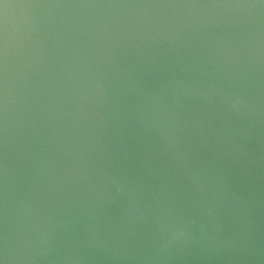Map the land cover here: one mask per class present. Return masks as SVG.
<instances>
[{"label":"water","instance_id":"obj_1","mask_svg":"<svg viewBox=\"0 0 264 264\" xmlns=\"http://www.w3.org/2000/svg\"><path fill=\"white\" fill-rule=\"evenodd\" d=\"M0 264H264V0H0Z\"/></svg>","mask_w":264,"mask_h":264}]
</instances>
